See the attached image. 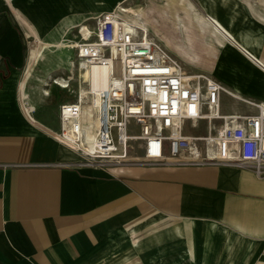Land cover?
<instances>
[{
    "label": "crops",
    "instance_id": "0c3cea01",
    "mask_svg": "<svg viewBox=\"0 0 264 264\" xmlns=\"http://www.w3.org/2000/svg\"><path fill=\"white\" fill-rule=\"evenodd\" d=\"M124 1L0 0V264H264V176L247 164H73L80 153L26 110L30 43L41 54ZM190 1L220 26L217 43L196 23L177 48L172 16L155 35L223 85L222 113L264 102V0ZM144 2L151 28L167 9Z\"/></svg>",
    "mask_w": 264,
    "mask_h": 264
},
{
    "label": "built area",
    "instance_id": "2783aa9c",
    "mask_svg": "<svg viewBox=\"0 0 264 264\" xmlns=\"http://www.w3.org/2000/svg\"><path fill=\"white\" fill-rule=\"evenodd\" d=\"M74 36L73 65L84 60L87 67L108 69L107 85L99 93L95 150L83 163H244L256 176H264V102L247 99L246 111L222 113L223 85L132 28L117 8L79 24ZM53 80L63 89H80L76 74L62 72ZM81 103L79 94L77 100L60 102L59 110L68 120L63 132L85 133ZM200 127L201 132L192 131ZM133 142L141 150L136 157L129 155Z\"/></svg>",
    "mask_w": 264,
    "mask_h": 264
},
{
    "label": "bare ground",
    "instance_id": "6f19581e",
    "mask_svg": "<svg viewBox=\"0 0 264 264\" xmlns=\"http://www.w3.org/2000/svg\"><path fill=\"white\" fill-rule=\"evenodd\" d=\"M159 1L169 11V15H171L174 20L173 24L178 29L179 38H178V42L175 43L177 44L176 45L177 48L180 46L181 43L183 45L188 43L189 34L187 33L188 31L187 26L195 25L196 23L198 24V26H200V28H209L208 29L209 40H211L214 44L215 42L217 43L218 37L216 34V30H218L217 27H219V25L215 24L217 25L216 27L214 26L211 27V25L207 26V23L209 22L208 24H210L211 22L207 20V17L205 16L203 17L199 12H197V10H195L194 4H192L190 0H159ZM144 4L136 6L135 10H132L131 7L129 6L125 7L121 3L118 6H116V8L118 12L125 18L128 24L132 26V28H136L140 30L142 33H144L146 36H152L154 39L160 41L162 44H165L167 48L170 50V52H172V54H174L181 61H185L187 63L192 62L193 60L192 53H188L187 55L186 54L180 55L177 50L173 51L169 48L170 41L168 40V37H163L162 35L156 36L151 32V30L148 27V24L146 23L147 18H143ZM164 7L163 10H165ZM126 10L130 14L129 13L127 14ZM160 36H162L163 39ZM43 46L44 47L67 46V44H64L63 42L60 41L56 43H52L48 41V42H44ZM40 56L41 55L39 54L38 51L37 41L34 40L29 45L28 65L25 71L26 76L30 75L31 71L33 70L34 63L38 60V57ZM71 59L72 58L67 59L66 67H68V70L70 72H73L72 71L73 69L69 67ZM253 62L257 63L255 60H253ZM76 65H78V67L80 68V74L78 75V77L76 76L77 80L80 82V89L78 88V91L76 92L77 95L75 96V98L77 100L79 94L82 102L81 107L82 110L84 111L83 122L85 125V133H83L80 136L73 131L71 132L70 130L63 132L62 130L67 128L66 126L68 124V120L66 119L67 115L62 114L59 110V129L56 132V136L58 139L69 144L72 148H74L75 151L79 152L80 154H83L87 159H90L91 157L89 156V153H92L95 150L96 134L100 122L99 111L101 109V99L99 98V93L107 85L108 69L106 66L98 65V64L88 65L87 67V64L84 60L79 61V64ZM86 68L88 69L87 72L85 71ZM44 77L45 78L43 79L44 80L43 84H48V82L46 81L47 79L52 80V74L50 73H47ZM52 82L55 83L56 81L53 80ZM23 83L24 80L22 81L21 85H23ZM85 83L88 85H86ZM63 86H66V84H63ZM40 92L41 95L47 93V91L44 90L43 87H41ZM30 109L31 107H29V110ZM26 110L28 111L27 106H26ZM51 130L55 132V130L53 129Z\"/></svg>",
    "mask_w": 264,
    "mask_h": 264
},
{
    "label": "rangeland",
    "instance_id": "374dc122",
    "mask_svg": "<svg viewBox=\"0 0 264 264\" xmlns=\"http://www.w3.org/2000/svg\"><path fill=\"white\" fill-rule=\"evenodd\" d=\"M144 1H146V0H125L121 4L124 5L125 7H128V6L130 7V6H132V4H136V3L138 5L144 4L145 3ZM126 13L128 14L129 12L126 10ZM162 17H163V19H162ZM162 17L158 19L159 21L154 22L155 26H152L151 28H149L150 30L152 29L151 32L153 34H155L154 31L156 29L161 30V31L162 30L165 31L166 29H168L172 25L171 15H169L168 10H167V14L163 15ZM73 32L75 33V29ZM177 35H179L178 32H177V34L170 36L169 38H172L173 41L178 42ZM65 37L68 40L64 41L63 43L67 44V46L44 47L45 50L43 51V53H41L42 55L40 54L41 56L38 57V60L33 65L34 68L30 73L31 79L27 85V92L23 89L26 79L24 80L23 85H21L22 82L20 83V95H22V97H24V99L26 100L25 106H27L28 111H29V107H31L30 111L33 112V114L38 118V120H40L42 123H44L50 129L55 130V132H54L55 136H56V132L59 129V104L61 101H66V100L72 101L73 99H75V96L77 95L76 92L78 91V88L75 91L72 88H71L72 90H70V89L68 90L65 88L63 89L52 81L54 78H56L57 75L62 74V72H65L66 74H73V76L76 74L77 77L80 74V68L76 64L73 65L72 59H71V62L69 64V67H71L73 69L72 70L73 72H70L68 70V67L64 68V65H63L64 62L68 58L73 57V47L70 45L74 44V42H77V39H78L74 35H71V32L66 34ZM60 38L61 37H59V39ZM55 40L56 39H53L51 41H55ZM201 72L209 74L210 76H212L207 71L206 72L201 71ZM44 73L52 74V80H49V79L46 80L48 82V84H43V82H44L43 79L45 78L44 76L46 75ZM73 86H75V83L73 84ZM41 87H43L44 90L47 91L46 94L41 95V92H40ZM202 130L203 129L200 127L199 130H192V131L194 133H196L199 131L201 132ZM113 135L115 137V130H113ZM60 141L63 142L62 140H60ZM63 143H65V142H63ZM65 144H67V143H65ZM67 145L70 146L69 144H67ZM132 145H133V147L131 148L129 155L131 157H136V156L140 155L141 150L138 147L137 142H133ZM80 155L82 156V159L78 162L73 163V164H79V163L83 162L84 160H87V158L83 154H80Z\"/></svg>",
    "mask_w": 264,
    "mask_h": 264
},
{
    "label": "water",
    "instance_id": "95a60500",
    "mask_svg": "<svg viewBox=\"0 0 264 264\" xmlns=\"http://www.w3.org/2000/svg\"><path fill=\"white\" fill-rule=\"evenodd\" d=\"M212 21H214L213 19H212ZM214 23L215 24H217L215 21H214ZM220 27V26H219ZM223 31V30H222ZM224 33L229 37V38H231L232 39V36L229 34V33H227V32H225L224 31ZM244 49V48H243ZM244 51L248 54V55H250V57H252L254 60L256 59L254 56H252L247 50H245L244 49ZM256 61H258L257 59H256ZM258 63H260L259 61H258ZM260 65H262L261 63H260ZM263 66V65H262Z\"/></svg>",
    "mask_w": 264,
    "mask_h": 264
}]
</instances>
